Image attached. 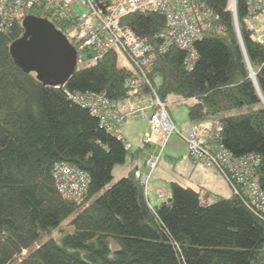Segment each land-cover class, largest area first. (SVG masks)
<instances>
[{
	"label": "trees",
	"instance_id": "obj_1",
	"mask_svg": "<svg viewBox=\"0 0 264 264\" xmlns=\"http://www.w3.org/2000/svg\"><path fill=\"white\" fill-rule=\"evenodd\" d=\"M201 2L226 31H204L194 45L198 61L191 70L186 52L171 48L157 57L150 78L163 101L171 95L196 99L188 111L191 124L217 119L222 144L234 158L261 157L264 191V46L252 41L244 25L245 0H237L242 42L229 0ZM30 16L46 18L35 10ZM126 23L139 37L154 40L166 19L160 13L133 14ZM15 24L10 34L0 33V264H264V219L241 197L209 203L200 192L174 183L172 198L152 207L136 169L110 186L115 169L129 155L138 161L146 146L127 151L124 141L101 129L67 93H105L121 101L130 74L110 53L77 69L65 86L45 87L10 54L24 36L22 22ZM65 24L55 23L61 32ZM63 163L89 175L86 206L59 194L53 170ZM66 221L73 233L42 244Z\"/></svg>",
	"mask_w": 264,
	"mask_h": 264
},
{
	"label": "built area",
	"instance_id": "obj_2",
	"mask_svg": "<svg viewBox=\"0 0 264 264\" xmlns=\"http://www.w3.org/2000/svg\"><path fill=\"white\" fill-rule=\"evenodd\" d=\"M247 16L244 25L253 42L264 46V0H245ZM229 11L240 36L237 0H229ZM84 10L80 12L77 7ZM41 11L49 22H66V38L75 47L78 69L102 61L116 53L117 64L130 76L125 81L126 98L112 101L104 93H76L67 96L81 108L87 109L99 121L100 128L126 143L122 127L128 120L142 118L148 124L146 149L141 158L149 174L137 170L136 179L145 194L152 174L159 167L162 155L176 134L187 145L194 163L218 169L227 180L233 194L241 197L247 207L264 219V191L258 176L261 157L250 154L234 158L222 144L223 125L215 119L188 125L179 130L170 115L172 104L196 101L184 98L163 101L151 81L158 56L167 55L171 48L186 52L185 66L191 70L197 63L194 45L203 40L205 32L222 33L220 17L201 0H0V33L10 34L15 23L23 22L33 11ZM160 13L166 19L163 33L154 40L139 37L126 23L133 14ZM56 27V25H55ZM58 29V27H56ZM242 42V36H240ZM89 56H92L89 59ZM56 187L67 201L86 206L90 177L86 172L68 164H56L53 170Z\"/></svg>",
	"mask_w": 264,
	"mask_h": 264
},
{
	"label": "water",
	"instance_id": "obj_3",
	"mask_svg": "<svg viewBox=\"0 0 264 264\" xmlns=\"http://www.w3.org/2000/svg\"><path fill=\"white\" fill-rule=\"evenodd\" d=\"M22 24L24 36L11 45V56L25 73L34 74L45 87L65 86L78 69L75 47L47 19L29 16ZM251 78L260 91L253 72ZM260 96L264 104L261 92Z\"/></svg>",
	"mask_w": 264,
	"mask_h": 264
},
{
	"label": "crops",
	"instance_id": "obj_4",
	"mask_svg": "<svg viewBox=\"0 0 264 264\" xmlns=\"http://www.w3.org/2000/svg\"><path fill=\"white\" fill-rule=\"evenodd\" d=\"M170 97H171L170 99L172 100L180 98L174 95H171ZM196 103L197 100L188 105L192 107V105H195ZM170 115H171V107H170ZM146 125L148 128L147 123ZM189 125H191V123ZM169 149H170L169 153L171 155L179 156V158H181L182 161L180 163L184 165L181 170L183 175L181 176V179H178L177 177L174 176L172 177L170 174V172H172L171 169L168 170L166 163L162 164V160L164 156L162 155V159L159 167L152 174V179H154L152 181L153 202L150 201V196L148 195L149 205H151L152 207L160 206V204H163L166 201V199L170 198V196L172 195L171 185L174 183H178L184 188L185 187L190 188L195 192L196 191L200 192L203 197H207V199L205 200L209 203L215 202L218 199V197L229 198L233 195V191L231 190L230 185L228 184L227 180H225L224 176L220 173L218 169L216 170L209 168L207 166L205 167L202 164L196 162L194 163L189 158L188 150L186 149V146L185 148L184 146L180 148L176 143L173 142L171 146L169 143L165 150L168 151ZM185 155H186V159H184ZM140 159L142 162L141 166L143 168H136V171L139 170L142 173L149 174L148 170L145 167L143 159L141 157ZM170 160L173 159L171 158ZM186 179L187 182H185ZM231 191H232L231 196L225 195V194H229Z\"/></svg>",
	"mask_w": 264,
	"mask_h": 264
},
{
	"label": "rangeland",
	"instance_id": "obj_5",
	"mask_svg": "<svg viewBox=\"0 0 264 264\" xmlns=\"http://www.w3.org/2000/svg\"><path fill=\"white\" fill-rule=\"evenodd\" d=\"M77 10H79L80 12L84 11L81 6H78ZM189 107L190 105H188V103H180L177 105L172 104L171 106V116L173 117L175 125L179 130H182V128H184L185 126L191 123L190 117L188 116ZM237 112H240V110L234 111L232 112V114H237ZM121 130H122L121 133L124 136V139L127 141V145L129 144L133 149H136L139 147L140 148L145 147L144 142L146 140L145 137L148 134V128H147L146 122L142 118L138 117V119L128 120ZM173 142L176 143L180 148H182L183 146L185 148L186 146V149H187V145L184 142V140L179 138L176 134L172 136L170 146ZM169 151L170 149L168 151L166 150L164 151L162 164L166 163L168 170L171 169L172 172H170V174L172 177L174 176V177H177L178 179H181V176L183 175L181 170H182V167L184 166L182 163H180L182 160L181 158H179V156L171 155ZM171 158L173 160H170ZM184 159H186V155L184 156ZM126 162L127 163L125 165L118 166V168L114 171V174H115L114 179L109 184L110 186L119 182L120 179L126 177L129 174L128 172L130 170H134L136 168H143L141 166L142 165L141 159L136 161L135 163H132L130 161V155L128 156ZM153 180L154 179L151 178V181L148 187V194L150 196L151 202H153V194H152V187H153L152 181ZM185 182H187V179L185 180ZM231 194H232V191L229 194H225V195L231 196ZM170 198H172V195L170 196ZM170 198L166 199V201H168ZM70 221H66L65 224H63L59 229L55 230L52 234L46 235L42 241V244L44 241H47L51 238H53L54 240L56 239L60 241L64 236H66L67 233H73V230L70 228ZM37 247H39V244L36 245L34 249H36ZM34 249L31 251H24L22 254L23 255L22 259L27 257L30 252L34 251Z\"/></svg>",
	"mask_w": 264,
	"mask_h": 264
},
{
	"label": "bare ground",
	"instance_id": "obj_6",
	"mask_svg": "<svg viewBox=\"0 0 264 264\" xmlns=\"http://www.w3.org/2000/svg\"><path fill=\"white\" fill-rule=\"evenodd\" d=\"M163 100V99H162ZM238 159V158H237Z\"/></svg>",
	"mask_w": 264,
	"mask_h": 264
}]
</instances>
